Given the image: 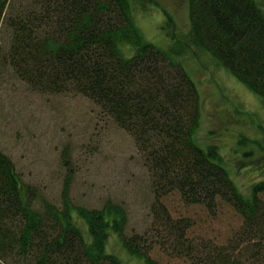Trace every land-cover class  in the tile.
<instances>
[{
	"label": "trees",
	"instance_id": "trees-1",
	"mask_svg": "<svg viewBox=\"0 0 264 264\" xmlns=\"http://www.w3.org/2000/svg\"><path fill=\"white\" fill-rule=\"evenodd\" d=\"M130 9L129 0H0V83L12 73L33 90L92 100L132 137L157 194L149 229L125 236L122 204L75 206L67 184L61 208L46 200L35 208L33 188L0 150V264H123L107 251L112 233L145 264L159 263L144 236L191 264H264V181L243 194L217 146L195 141L196 85L170 50L143 37ZM188 20L174 52L203 48L264 105V11L255 0H188ZM121 43L133 51L125 55ZM172 191L213 214L227 202L242 223L223 243L186 240L188 218L174 220L159 200Z\"/></svg>",
	"mask_w": 264,
	"mask_h": 264
},
{
	"label": "rangeland",
	"instance_id": "rangeland-1",
	"mask_svg": "<svg viewBox=\"0 0 264 264\" xmlns=\"http://www.w3.org/2000/svg\"><path fill=\"white\" fill-rule=\"evenodd\" d=\"M255 2L264 11V0ZM129 3L143 37L170 50L196 85L200 120L195 141L202 148L216 145L219 164L249 195L254 182L264 181V105L203 48L189 43L181 53L174 52L181 46L176 40L188 38V0ZM120 45L125 55L133 51L130 44ZM99 111L85 96L36 91L10 73L0 83V150L12 159L21 180L33 188L35 208L43 209L45 200L61 208L67 184L73 205L99 208L108 201L120 203L128 217L123 234H143L154 219L151 208L157 202L145 159L132 137ZM159 200L174 220L188 218L186 240L223 243L243 220L222 200L214 214L201 203L185 202L175 191ZM143 240L152 246L149 255L159 264H191L148 236ZM108 250L123 264H145L124 249L115 233L109 237Z\"/></svg>",
	"mask_w": 264,
	"mask_h": 264
}]
</instances>
